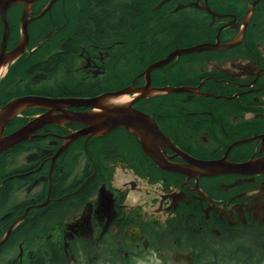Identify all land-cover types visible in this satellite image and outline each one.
<instances>
[{"label": "flooded vegetation", "instance_id": "obj_1", "mask_svg": "<svg viewBox=\"0 0 264 264\" xmlns=\"http://www.w3.org/2000/svg\"><path fill=\"white\" fill-rule=\"evenodd\" d=\"M15 99L0 264H264V0H3Z\"/></svg>", "mask_w": 264, "mask_h": 264}, {"label": "water", "instance_id": "obj_2", "mask_svg": "<svg viewBox=\"0 0 264 264\" xmlns=\"http://www.w3.org/2000/svg\"><path fill=\"white\" fill-rule=\"evenodd\" d=\"M3 0H0V3ZM24 99H16L7 104L6 106L2 107L0 109V152L11 146L13 143L18 141L22 137V132L17 131L10 135L3 136L2 130L5 123L10 119V117L13 115L14 110L18 108V106L23 102ZM112 115V109L111 106L108 108H103V116H101L102 119H104V122L108 119V117H111ZM113 120V118L111 117ZM3 241V239L0 240V243Z\"/></svg>", "mask_w": 264, "mask_h": 264}]
</instances>
